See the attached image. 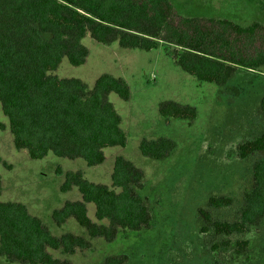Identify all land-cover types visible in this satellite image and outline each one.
<instances>
[{
	"label": "trees",
	"instance_id": "1",
	"mask_svg": "<svg viewBox=\"0 0 264 264\" xmlns=\"http://www.w3.org/2000/svg\"><path fill=\"white\" fill-rule=\"evenodd\" d=\"M86 32L97 42L116 41L126 48L172 45L174 63L201 82L224 85L239 67L264 73V23L260 20L188 16L172 0H0V108L13 145L25 149L32 159L51 153L79 157L93 166L103 161L105 147L126 142L120 116L108 99L111 92L128 98L123 78L102 73L88 89L79 78L48 73L62 57L72 65L84 62L87 49L80 40ZM260 109L264 112V95ZM158 112L165 121L191 122L196 116L194 106L173 100L160 101ZM174 146L167 137L142 138L138 144L142 155L156 159L167 157ZM235 148L238 158L264 152V133L240 140ZM141 180V169L122 156L114 159L111 185L90 182L79 170L65 171L60 191L75 186L81 200L64 201L51 217L56 225L72 217L89 237L106 241H112L119 229L148 228L153 213L138 193ZM252 180L232 219L213 218L198 209L205 223L200 231L222 236L211 243V252L232 248L237 254L247 253L246 235L264 218V156L253 163ZM206 202L209 208L228 207L232 197L210 195ZM85 203H93L95 218L105 223L91 221ZM88 247L80 235H52L24 204L0 201V256L6 260L71 264L66 258L53 257L49 249L71 254ZM127 259L126 254H115L102 264H127Z\"/></svg>",
	"mask_w": 264,
	"mask_h": 264
},
{
	"label": "rangeland",
	"instance_id": "2",
	"mask_svg": "<svg viewBox=\"0 0 264 264\" xmlns=\"http://www.w3.org/2000/svg\"><path fill=\"white\" fill-rule=\"evenodd\" d=\"M172 3L188 16L264 22L263 0ZM80 42L87 49L82 64L72 65L62 57L48 73L79 78L88 89L102 73L123 78L128 85V98L123 100L111 92L108 99L120 116L125 144L105 147L103 161L93 166L79 157L51 153L32 159L25 149L13 145L7 117L0 108V201L24 204L27 212L39 217L52 235L71 232L84 237L89 247L71 254L60 248L49 249L53 257L66 258L71 264H102L105 257L115 254H126L127 264H264V218L246 235L250 241L246 254H237L232 248L211 252V243L222 236L200 231L205 223L198 210L208 211L213 218L230 220L242 203L243 192L252 187L251 159L255 152L241 161L235 146L260 131L264 112L256 101L264 94V74L242 68L230 82L219 86L198 81L182 71L172 59L173 46L167 43L161 42L150 50L126 48L116 41L97 42L88 32ZM164 100L194 106L195 118L191 122L179 118L165 121L158 112V103ZM157 137L174 141L171 153L161 159L142 155L140 140ZM116 156L141 169L142 187L138 193L152 208L151 225L135 231L119 229L112 241L89 237L72 217L56 225L51 211L80 195L75 186L60 191L64 172L79 170L90 182L111 185ZM215 194L231 196V205L209 208L207 198ZM86 210L91 221L105 223L95 218L93 203H86ZM0 264L21 263L0 256Z\"/></svg>",
	"mask_w": 264,
	"mask_h": 264
},
{
	"label": "crops",
	"instance_id": "3",
	"mask_svg": "<svg viewBox=\"0 0 264 264\" xmlns=\"http://www.w3.org/2000/svg\"><path fill=\"white\" fill-rule=\"evenodd\" d=\"M229 18V17H228ZM231 19V18H230ZM232 20H234V19H232ZM249 21H251V20H249ZM260 21H262V20H260ZM264 23V22H263ZM247 69V70H252V69H248V68H244V67H239V68H237V70L236 71H238L239 69ZM235 71V72H236ZM262 73V72H261ZM235 74V73H234ZM264 74V73H263ZM230 79H231V77L228 79V82H230ZM219 86H221V85H219ZM264 95V94H263ZM262 95V96H263ZM262 96H260L258 99H257V101H256V104L258 103L259 104V108H260V100H261V97ZM261 110V109H260ZM262 111V110H261ZM260 122H262V123H259L260 125H259V128H258V130H260L259 132H254L255 134H251L250 135V137L251 136H253V135H260V134H262V133H264V116H263V119H261L260 120ZM235 151H236V148H235ZM255 152V156L251 159V169H252V165H253V163L257 160V159H259V158H262L263 156H264V152L263 151H252L251 153H249L247 156H245L244 158H239L241 161H244V160H242V159H246L247 157H249V156H251L253 153ZM237 156V155H236ZM252 182H253V180H252ZM216 195V194H215ZM67 200H70V201H77V200H81V195H78L76 198H73V199H67ZM66 201V200H65ZM85 206H86V203H85ZM52 212V211H51ZM66 221V220H65ZM64 221V222H65ZM63 224V223H62ZM61 235V234H60Z\"/></svg>",
	"mask_w": 264,
	"mask_h": 264
}]
</instances>
